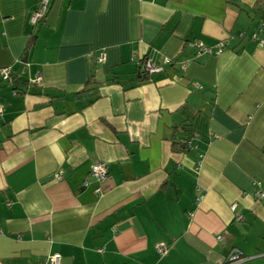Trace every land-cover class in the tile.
Masks as SVG:
<instances>
[{
    "label": "crops",
    "instance_id": "0c3cea01",
    "mask_svg": "<svg viewBox=\"0 0 264 264\" xmlns=\"http://www.w3.org/2000/svg\"><path fill=\"white\" fill-rule=\"evenodd\" d=\"M38 2L0 0V264H264V0Z\"/></svg>",
    "mask_w": 264,
    "mask_h": 264
},
{
    "label": "built area",
    "instance_id": "2783aa9c",
    "mask_svg": "<svg viewBox=\"0 0 264 264\" xmlns=\"http://www.w3.org/2000/svg\"><path fill=\"white\" fill-rule=\"evenodd\" d=\"M50 0H39L38 6L35 8V10L32 12V14L29 17V23L34 26L41 22L49 8ZM252 41H254L258 46L264 47V36H259L257 32H253L250 34L249 37ZM189 45L191 47L195 48V55L200 56L201 54L207 53V54H219L221 50L224 48L225 43L223 41H220L217 45L214 47H210L205 45L202 41H193L190 42ZM96 60L98 62H102L104 60V52L100 51L97 54ZM171 62L170 58H163L160 62H155L151 58L144 57L138 61H136V64L140 67V70L143 74H152L156 72H160L163 70V65ZM187 66V62H183L181 65V68L184 70ZM0 76L3 80L8 79L11 76V70L8 67H2L0 68ZM35 84H40L41 82V74H37L36 78L32 81ZM27 87L30 86V83L26 85ZM0 113H1V107H0ZM196 140L197 135L193 133L192 136L184 138L182 140L183 144L185 145L186 149H194L196 148ZM202 154H198V160L196 161V168L198 169L201 165V159ZM56 180L61 179V172L58 171L54 174ZM108 176L106 164L103 161H97L93 163L90 167L89 171V178L92 179L97 183V186L94 188L95 193H101V187L98 185V183H101L106 180ZM89 180H85L83 182L84 186H87L89 184ZM259 196H264V191H259L257 193ZM201 199V195H197L196 197V204L199 203ZM235 203L231 205L232 208H234ZM242 217L236 216V219L239 220ZM217 239H221V236L218 235L216 237ZM167 247L163 244H156L155 250L163 254L166 252ZM242 261V253L238 248H232L230 252L228 253L226 264H234L239 263ZM45 264H61V256L59 253H52L47 256V260Z\"/></svg>",
    "mask_w": 264,
    "mask_h": 264
},
{
    "label": "trees",
    "instance_id": "16d2710c",
    "mask_svg": "<svg viewBox=\"0 0 264 264\" xmlns=\"http://www.w3.org/2000/svg\"><path fill=\"white\" fill-rule=\"evenodd\" d=\"M250 35H248V38ZM250 39V38H249ZM251 40V39H250ZM177 138L172 142V145L174 146L175 149L179 150H188L186 149L185 145L183 144L182 140L184 138L190 137L193 135V130H194V122L193 120L182 123L181 125L177 126Z\"/></svg>",
    "mask_w": 264,
    "mask_h": 264
}]
</instances>
